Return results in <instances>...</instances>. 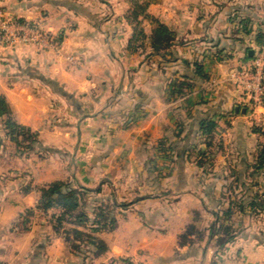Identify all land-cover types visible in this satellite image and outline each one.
Returning a JSON list of instances; mask_svg holds the SVG:
<instances>
[{"label":"crops","instance_id":"obj_1","mask_svg":"<svg viewBox=\"0 0 264 264\" xmlns=\"http://www.w3.org/2000/svg\"><path fill=\"white\" fill-rule=\"evenodd\" d=\"M134 1H6L60 47L0 48V96L36 133L31 147L17 144L0 117V264H264V229L249 201L233 216V241L218 248L207 230L231 187L264 188V102L255 112L234 85L264 44V0H147L148 13L177 33L151 55L128 48ZM143 24L149 32L151 20ZM205 121L215 124L209 134ZM58 181L98 194L105 181L125 189L95 203L124 216L109 232L127 242L76 250L65 231L85 226L63 220L58 229L62 209L39 206ZM191 223L206 237L182 243Z\"/></svg>","mask_w":264,"mask_h":264},{"label":"trees","instance_id":"obj_2","mask_svg":"<svg viewBox=\"0 0 264 264\" xmlns=\"http://www.w3.org/2000/svg\"><path fill=\"white\" fill-rule=\"evenodd\" d=\"M150 1L140 2L134 1V5L128 14V20L133 26V35L129 41L128 48L131 52H146L148 54H158L166 51L176 40L177 33L175 29L162 22L159 18L151 16L148 13V7ZM144 19L151 20V30L148 32L143 24ZM19 20V19H18ZM21 21V20H20ZM258 38L264 40L263 30L258 32ZM200 71L202 65H198ZM183 85L184 83H180ZM6 116L4 125L10 138L17 142V144L23 145L27 142L28 147H31L34 141H36V133L30 128L20 125L12 117V110L9 103L4 96H0V117ZM215 124L211 121H205L202 123V132L209 134L213 131ZM211 141H208L210 144ZM204 154V153H202ZM257 165L264 168V146L260 149L257 157ZM203 164L206 159H201ZM232 195L230 199H221L214 211L215 222L207 229L209 234L215 240L218 248L224 247L228 242L233 241L238 234V227L232 222L233 216L244 210L245 201H249V206L252 208L253 213H260L264 211V188L261 190H255L251 193H245L243 196H238L236 193L237 188L231 187ZM90 191L89 189H80L71 186L68 182L58 181L45 187L42 190V196L40 200V207L49 208L51 206H59L62 209V213L58 218V229L62 227L63 220L78 223L81 225H88L91 218L84 211H79L81 206V198ZM102 216L103 213H99L98 216ZM111 218V216H109ZM114 221L113 218H111ZM96 222L98 220H95ZM102 225V222H97ZM105 225V223H103ZM101 227V226H100ZM98 227V228H100ZM77 234H85L84 231L73 228ZM94 230H97L96 228ZM206 233V229H199L195 223H191L186 227V231L181 235L180 241L182 243L194 242ZM67 239L71 242L75 248L79 247L78 243L71 238L70 231H65ZM88 239L86 241L89 244H95L101 252L106 249V245L102 240L97 239L93 241V237L86 234ZM125 264H133L129 259L125 260Z\"/></svg>","mask_w":264,"mask_h":264},{"label":"rangeland","instance_id":"obj_3","mask_svg":"<svg viewBox=\"0 0 264 264\" xmlns=\"http://www.w3.org/2000/svg\"><path fill=\"white\" fill-rule=\"evenodd\" d=\"M138 1H140V0H138ZM145 1H147V0H142L141 2H145ZM133 5H134V3H133ZM39 27L42 28V26H39ZM263 32H264V30H263ZM54 35L57 36V34H54ZM5 47H14V46H5ZM0 48H4V47H0ZM261 49H262V47H261ZM259 52H260V50H259ZM257 55L255 57V60H253V62H252V64L250 66H247L246 68H243V66H240V67H238V69H236V72L240 71V70L248 71V69L251 68L254 65V62L256 61ZM234 85L236 87L238 86L237 88H239L244 94H247V95L250 96L249 99H251L252 109H254V111L256 112V109L259 107V105L255 104L254 101L252 100L250 91L244 85L238 84L235 80H234ZM263 102H264V100H263ZM121 142H125V141L122 140ZM106 179L109 180L110 179L109 176L106 177ZM139 181L141 182L142 179L139 178ZM140 182H138V183H140ZM147 189H146V192H148ZM92 190L88 191V193H86L81 198V206H80L79 211H84V213L86 212L88 215L94 214V213L99 214V213L102 212L103 213L102 216H100V215L96 216V220H98L97 222L101 221L102 225L97 223L94 220V218H91L92 221H90V223L88 222V225H82V226H85V227H83L84 229L82 228V231H84L85 234H77V233H75L72 230L73 228L69 229V231H70V234H72L71 238H73L74 241L76 243H78V245H80L79 247L81 249L85 250L86 246H89L92 249L91 251L94 253L95 251H97V249H96V247L92 248V245L90 246V244L86 241V239H88L86 234H89L90 236H92L93 240H96L97 238L99 240L101 239L105 243V245H107L108 247L111 244H116V243H123L124 244L125 242H127V238L124 237V236H121V235H115V234H113L114 232L113 233L109 232V230L113 229L116 226L118 221L120 223L123 220L124 216L120 215L119 213L117 214L118 209L116 207H114L113 204L111 205L110 202L107 203V202L104 201L103 204H99V205L98 204L96 205V203H95V200H97L95 197H100V195H101V197H107L108 198L107 201H111L110 199H111L112 196L115 195V193L117 194V192L118 193L121 192V194H122L123 192H125V189H119L118 190L115 187H112L111 183H109L108 181H105L104 182V187H103L101 193L98 194L97 192H95L94 190L92 191ZM243 191L244 190L237 189L236 193L238 194V196H241V194H245V193H243ZM228 193H229L230 196L236 195L234 192L232 193V191H230ZM134 195H136V194H134ZM248 210L250 211L249 207H248ZM111 214L114 215V217H115V215H118L119 219H117V220L114 219V221H112V219L109 217V216H111ZM259 215H260L259 218L257 220H255V221H253V222H254V224H256L257 227H262L264 229V211L260 212ZM93 217H95V216H93ZM194 218L198 219V222H199V220H201L202 217H201V215L199 213L198 214L196 213L194 215ZM213 222H215V220H213ZM103 223H106V227H103V229H101L100 226H105ZM74 224H78V223L74 222L73 225ZM98 227H100V228H98ZM95 228L97 230H94ZM199 229H201V228L199 227ZM202 229H204V228H202ZM134 234H136V231H135ZM205 237L202 236L200 238H205ZM200 238H199V240H200ZM215 245H216V243H215ZM79 247H77V248L75 247V249L78 250ZM98 251H100V250L98 249Z\"/></svg>","mask_w":264,"mask_h":264},{"label":"built area","instance_id":"obj_4","mask_svg":"<svg viewBox=\"0 0 264 264\" xmlns=\"http://www.w3.org/2000/svg\"><path fill=\"white\" fill-rule=\"evenodd\" d=\"M7 0H0V47L18 44H35L42 49H59L60 42L51 32L39 26L22 22L12 16L6 8ZM235 81L244 85L255 104L264 100V45L254 65L234 73Z\"/></svg>","mask_w":264,"mask_h":264}]
</instances>
